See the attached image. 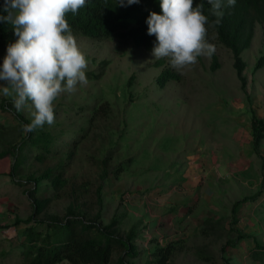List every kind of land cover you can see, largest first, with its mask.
<instances>
[{
  "label": "rangeland",
  "instance_id": "374dc122",
  "mask_svg": "<svg viewBox=\"0 0 264 264\" xmlns=\"http://www.w3.org/2000/svg\"><path fill=\"white\" fill-rule=\"evenodd\" d=\"M74 36L88 61L86 73L99 76L54 101L55 122L42 128L65 131L57 138L63 143L57 155L44 161L30 156L14 177L13 156L0 158V264H28L21 242L31 223L15 221L33 212L28 190L35 185L27 177L47 169L63 172L65 184L56 189L51 179L41 181L39 195L51 201L37 216L45 220L40 228L51 216L75 215L101 227L113 223L110 230L118 235L136 231L139 255L116 248L110 264H159L158 248L169 243L174 246L166 264H224L228 258L262 264L249 251L254 241L264 245V160L254 152L251 134L252 114L264 118V65L255 67L264 54V25L256 23L241 54L245 86L231 50L214 33L207 39L216 46L219 66L212 69V56H201L180 71L169 58L158 65L152 50L132 40ZM8 45L0 44V66ZM167 66L180 79L161 87L157 77ZM3 83L0 151L13 150L25 134L15 113L32 120L34 111L29 101L18 112L12 97L3 95ZM258 192L260 207L245 200L233 213L237 200ZM238 230L248 236L239 238Z\"/></svg>",
  "mask_w": 264,
  "mask_h": 264
},
{
  "label": "trees",
  "instance_id": "16d2710c",
  "mask_svg": "<svg viewBox=\"0 0 264 264\" xmlns=\"http://www.w3.org/2000/svg\"><path fill=\"white\" fill-rule=\"evenodd\" d=\"M200 2L204 4V13L209 16L210 22L215 20L216 17L212 16L209 11L211 6L207 0H194V5ZM3 4L4 0L0 2V15L6 16L7 13L3 12ZM222 11L224 15L220 23L215 28L210 27L208 34L214 33L218 42L231 50L237 75L242 85L245 86L243 71L246 62L241 54L251 45L256 23L264 25V0H236L235 6H225ZM150 12L162 14L160 0H140L139 3L129 6H121L118 0H86V5L79 10L78 14L68 13L66 19L73 35L79 34L98 39H128L137 46L152 50L156 44V37L147 34L146 20ZM15 37L13 25L0 20V44H10ZM157 64H165V59L160 58ZM263 65L264 54L259 57L255 67L258 69ZM217 66H219L218 56L214 53L212 69H216ZM86 76L93 78L99 75L86 73ZM174 79H180L179 73L167 66L158 75L157 83L164 87L169 80ZM10 104L7 100L2 101V107L5 110L10 109ZM15 117L21 124L31 123V120L21 113H15ZM0 126L4 125L0 123ZM251 130L253 150L264 160L261 154V145L264 140V118L253 113ZM64 132L63 129L55 132L38 128L33 132L25 133L21 140L13 146V150L9 148L0 151V158L7 155L13 156L10 175L14 177L30 156L44 161L50 156L57 155L63 144H58L57 138L61 134L64 135ZM84 136L85 133H82L75 138V142H79ZM43 179H51V184L56 189L65 184L63 172L54 174L51 169L45 170L40 175L30 174L27 177V180L35 185L34 188L28 190L30 197L33 198V212L26 219L16 218L15 221L16 224L21 221L27 224L31 223L21 242L22 255L26 263L55 264L67 260L70 264H110L116 248H122L127 256L136 257L139 255L140 251L134 241L136 231L133 228L128 231L126 236H122L110 230L113 223L101 227L97 221H86L75 215H67L64 219L51 216L50 220L46 222V227L40 228L38 224H43L45 220L37 216L44 212L51 201L50 196L39 195L42 192L40 184ZM260 195L261 193L258 192L237 200L233 205V213L245 200L252 201L258 206L263 199ZM208 221L214 222L213 219H208ZM237 232L241 239L248 236L239 230ZM249 237L252 238V236ZM254 242L255 247L249 253L253 259L264 264V245L259 241ZM229 244L233 249L238 246L237 241L229 242ZM173 246L172 243H169L158 248L157 262L159 264H166ZM119 260L124 263L123 256H120ZM224 264H234V262L228 258Z\"/></svg>",
  "mask_w": 264,
  "mask_h": 264
},
{
  "label": "clouds",
  "instance_id": "9594fccd",
  "mask_svg": "<svg viewBox=\"0 0 264 264\" xmlns=\"http://www.w3.org/2000/svg\"><path fill=\"white\" fill-rule=\"evenodd\" d=\"M140 0H118L121 6ZM210 22L204 4L194 0H160L162 14L150 12L147 34L156 37L154 58H169L177 71L197 63L201 56L211 57L216 46L207 39L209 28H215L224 15L222 8L235 6L236 0H207ZM86 0H4L0 20L13 25L18 37L7 47L0 66V81L5 97H12L19 112L31 102V123L23 126L30 133L55 122L54 101L62 93H74L86 86L88 61L77 45L66 19L78 14Z\"/></svg>",
  "mask_w": 264,
  "mask_h": 264
}]
</instances>
